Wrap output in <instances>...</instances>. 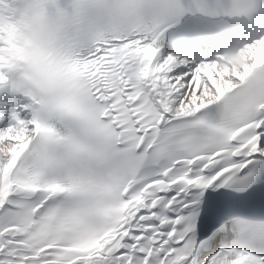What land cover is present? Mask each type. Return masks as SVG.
I'll return each mask as SVG.
<instances>
[{
    "label": "snow or ice",
    "instance_id": "1",
    "mask_svg": "<svg viewBox=\"0 0 264 264\" xmlns=\"http://www.w3.org/2000/svg\"><path fill=\"white\" fill-rule=\"evenodd\" d=\"M0 264H264V0H0Z\"/></svg>",
    "mask_w": 264,
    "mask_h": 264
}]
</instances>
